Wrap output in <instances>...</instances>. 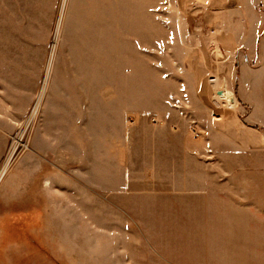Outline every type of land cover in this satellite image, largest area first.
<instances>
[{
  "label": "rangeland",
  "instance_id": "obj_1",
  "mask_svg": "<svg viewBox=\"0 0 264 264\" xmlns=\"http://www.w3.org/2000/svg\"><path fill=\"white\" fill-rule=\"evenodd\" d=\"M233 30L239 45L229 50ZM248 46L263 66L264 0H0L2 72L15 75L6 86L16 107L0 138V264H206L202 209H161L140 194V178L161 165L159 116L177 122L172 108L191 110L206 134L197 106L206 91L212 113L235 114L236 60ZM122 154L135 178L115 208H92L81 185L59 182L117 166Z\"/></svg>",
  "mask_w": 264,
  "mask_h": 264
},
{
  "label": "crops",
  "instance_id": "obj_2",
  "mask_svg": "<svg viewBox=\"0 0 264 264\" xmlns=\"http://www.w3.org/2000/svg\"><path fill=\"white\" fill-rule=\"evenodd\" d=\"M229 34L225 38L228 49H237L236 31ZM248 49L247 54L236 60L235 114L218 117L212 113L206 92V104L197 105L206 111V118L199 119L206 123V134L200 135L199 123L195 121L198 118L190 115L191 110L181 112V107L172 108L177 122L159 116L154 144L155 157L161 165L146 171L145 179L140 178L146 184L140 194L148 201L159 202L157 207L202 209V216L198 217L206 223V264H264V134L261 131L264 124L260 120L264 118V65H255L263 54L258 56L253 46ZM6 63L0 58V138L3 130L12 126V114L16 110L6 86L15 75L12 71L2 72V64ZM194 130L197 136H193ZM56 139H52V144ZM94 155L98 159V154ZM115 155L107 152V160H116ZM126 157L117 156V161L122 163L117 166L110 163L106 169L96 165L90 174L77 171L75 175L81 181L60 178L59 182L81 185V199L90 202L92 208H99L100 204L115 208V202L120 199L116 200V194H121L125 202L134 181Z\"/></svg>",
  "mask_w": 264,
  "mask_h": 264
},
{
  "label": "bare ground",
  "instance_id": "obj_3",
  "mask_svg": "<svg viewBox=\"0 0 264 264\" xmlns=\"http://www.w3.org/2000/svg\"><path fill=\"white\" fill-rule=\"evenodd\" d=\"M50 65V64H49ZM52 66V65H51ZM49 74V73H48ZM211 78H209V82L211 84V87L214 89V92L217 91V89L219 88L218 87V81H217V78L214 77V76H210ZM45 83V82H44ZM207 84V83H206ZM45 86V85H44ZM207 89V88H206ZM211 90V89H210ZM44 91V90H43ZM223 92L221 94H217L218 96V99H220L219 101H223V103H226L224 106H228L230 108L233 107V104H234V101H235V96L233 94H231L230 92H228L227 90H222ZM207 92V91H206ZM42 98V97H41ZM216 102V101H215ZM38 106V105H37ZM35 111V110H34ZM33 116V115H32ZM7 166L8 165H5L3 167V169L1 170L0 172V181L3 180V178L5 177L6 173H7Z\"/></svg>",
  "mask_w": 264,
  "mask_h": 264
},
{
  "label": "built area",
  "instance_id": "obj_4",
  "mask_svg": "<svg viewBox=\"0 0 264 264\" xmlns=\"http://www.w3.org/2000/svg\"><path fill=\"white\" fill-rule=\"evenodd\" d=\"M196 133V132H195ZM196 135H198V133H196Z\"/></svg>",
  "mask_w": 264,
  "mask_h": 264
}]
</instances>
